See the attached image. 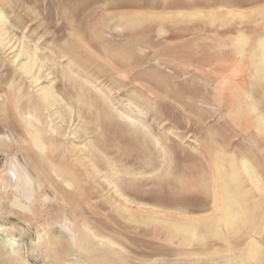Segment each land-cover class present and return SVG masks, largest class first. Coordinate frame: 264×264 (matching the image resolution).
<instances>
[{
  "label": "rangeland",
  "instance_id": "rangeland-1",
  "mask_svg": "<svg viewBox=\"0 0 264 264\" xmlns=\"http://www.w3.org/2000/svg\"><path fill=\"white\" fill-rule=\"evenodd\" d=\"M261 8L264 0H0V264H212L241 255L251 241L264 264V218L255 219L264 209V183L253 187L245 171L242 188L255 219L247 227L228 238L216 227L210 238L193 240L162 221L213 214V180L221 173L215 163L231 171L234 160H250L264 178V143L240 124L232 103L239 84L246 90L255 78L237 37L264 30ZM229 11L250 20H232ZM23 48L42 62L32 71L38 83L22 73ZM263 76L254 79L261 94ZM73 81L96 107L90 98L84 108L77 104ZM52 87L67 108L41 104L40 89ZM69 108L74 118L66 121ZM17 137L43 162L45 184L27 193L9 172L12 158L24 157ZM92 144L101 149L94 155ZM46 148L50 158L39 152ZM123 207L158 220L128 221ZM76 216L104 239L89 261L66 242L94 240L72 226Z\"/></svg>",
  "mask_w": 264,
  "mask_h": 264
},
{
  "label": "bare ground",
  "instance_id": "bare-ground-1",
  "mask_svg": "<svg viewBox=\"0 0 264 264\" xmlns=\"http://www.w3.org/2000/svg\"><path fill=\"white\" fill-rule=\"evenodd\" d=\"M259 12L263 16V22H264V8L263 9L261 8ZM229 15L231 16L230 19L233 20L237 17L239 20H241V22L243 20L248 21L250 20V17H251L250 15H245L243 12H240L239 14H235L232 11H229ZM3 30L4 28H2V21H0V42L2 39L3 32H4ZM243 31L244 30H241L238 33L240 34L239 37H237V42H238L237 46H238L239 54H240L239 56L249 53L248 55L251 59V67L254 69L255 78H252L249 74L251 80L248 83V88L246 90L243 84H239V87H238L239 94L232 103L234 104L236 102L237 116L241 120L240 124L244 125L247 129H253L255 133L260 137V140L262 141V143H264V109H263L264 107L262 105L263 102H261L264 100V94H261L257 86H255L256 83H254V79L261 77L262 71H264V30H262V32L254 34L253 36L248 35ZM233 36L234 38L232 37L233 39H230V42H232V40L235 39L236 34ZM23 56L27 57L26 59L28 62L27 66L25 65L26 67L23 66L21 68V70H23L22 71L23 75L27 76V78L30 79L32 83H38L40 81V78H37L35 80L34 76L32 75V71L35 68L38 69L39 65L42 64V62L39 63V59L36 58L38 57L37 51H35L33 54L28 49L23 48V50L21 51V54H19L18 57H23ZM238 70H239V74H242L245 72L244 68L241 65L240 66L238 65ZM63 77L64 78L67 77L66 74H64ZM44 78H47V77L45 76ZM73 85L75 86L77 90V96H76L77 104H80L81 107L84 108V106L87 105L88 103L87 101H89L88 98H90V100H92L93 102L90 104V107H96L94 106L96 102L93 101V98L88 97L86 95L85 86L78 85L75 81H73ZM40 90H42V92L39 94V98L41 100V104L44 106L45 109H49L52 106H56V105H61L64 108L65 107L67 108L68 105L67 104L64 105L62 98L60 99V97L57 96L56 87L43 88ZM70 108L68 109L69 111L66 114L63 113V119H65L66 121H69L73 117V112H71L72 108L71 110ZM3 110L5 109L3 108ZM77 111L81 113L82 110H79L78 108ZM64 112H66V110H64ZM82 113L80 114V119H82L83 122L82 121L81 122L83 123V125L84 124L87 125L86 120L89 117L86 119L87 116L86 117L82 116ZM53 129L58 130L59 132H61L63 136H66L65 134L66 130L63 126H60V127L54 126ZM83 131L85 135H88L91 133V130L86 129V128H84ZM41 134L43 135L42 132ZM15 140L18 144H20L21 151L24 152L23 160H25L23 161L18 156L12 158L13 161L11 163L9 172L12 175L13 179L15 180L16 188L20 189L24 193H27V192H30L31 190H37V188L43 187V185L45 184L44 176L39 175V171L42 170L41 168L42 161L38 160L39 159L38 152L37 154H35V151L37 149L36 150L34 149L35 151H33V149L29 150L28 145L26 144V141L23 139V137H17L15 138ZM34 143L42 144V140L40 138H37L36 140H34ZM43 149H45V147H43ZM100 150L101 149H99L93 144H92L91 149L90 148L88 149V151L91 152L92 155L98 153ZM70 151L73 152L74 149L72 150L70 148ZM39 152L42 154L44 152H47L48 158H50L48 148H46V151L40 149ZM220 152L221 151H219V153ZM227 157L229 158V156ZM31 159L34 160L35 162V169L37 171V174H32L31 172L30 163H29V160ZM234 161H236L237 163V160H234ZM234 161L231 162L232 164L231 171H227L224 164L220 165L218 163H215L216 169H219L221 173L219 172V175H217V177H215L213 180L214 186H215V193H214V199H213L215 209L212 215L199 219V220L191 219L188 221V220H183V219L182 220L180 219L168 220L167 219V220H162V221H165V222L170 221L176 225L177 229H185V231L188 233V236L192 238L193 240H196V239L204 240V239L210 238V235L215 232L216 227H221L224 230L223 231L224 237L228 238L230 237L231 230L233 231L236 230L235 232H238V230H241L243 225L247 227L249 223L254 221L256 218L263 219L264 209L260 208V210L257 212V216H255V219H252V221H250L249 213L251 211L249 210L250 209L249 206H250L251 199L247 198V195L242 188L244 178L241 177V174L245 171V173L243 174L249 176V179L252 182L253 187L254 185L263 184L264 178L260 174L257 168L258 166L256 167L255 164H253L254 162L250 160L248 162L240 160L241 166H239V164L234 163ZM95 173L98 174V172H95ZM65 175L66 173L64 172L58 173L59 178H61L63 181L68 180ZM109 175L110 174H108V171H107L106 176H109ZM115 175L116 173L114 174V176ZM113 179H117V178H113ZM47 180L48 182L51 181L48 178ZM53 189L55 190V192H58L60 194L59 199H61L64 203L68 204V199L66 195L62 193V190L57 186L54 187ZM49 197H50L49 195H46L45 199H49ZM123 208H125L124 213L127 216L128 221L136 222L139 224H147L148 220H152V221L158 220L155 215L158 213H154L155 216L153 217L150 216L146 218V216H144L142 213L141 215H137L135 213H132V211L129 208L127 207H123ZM66 221H70L69 217L67 216L65 217V222ZM63 225L66 229H69L70 236L74 237V232H76L75 229L73 231L70 228H68L67 226L68 223L67 225L65 224ZM72 226L75 227L76 229L85 228L88 231L87 234L92 236V238L94 239L92 240L89 237L86 238V236L85 237L83 236V237H77V238L74 237L73 241L66 240L70 248L80 253L81 259L89 261L91 259L90 252H92L94 248L98 249L99 247H97V245H99V242H101L104 239L99 238L98 235H96L93 232V230H91L88 227L87 221L84 218L80 219V217L76 216L75 219L72 221ZM1 238H0V246L2 248V245L4 243V241L2 242V240L4 239H1ZM260 249L261 247L256 241H251L248 247L245 249V251L241 253V255L235 256L233 258L225 256V257H222L221 259L219 258L217 260H212L213 261L212 264H259L260 263L259 258L262 255ZM122 262L125 263L124 261ZM115 263L116 262H114V264ZM196 264H199V263H196Z\"/></svg>",
  "mask_w": 264,
  "mask_h": 264
}]
</instances>
